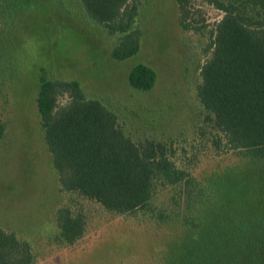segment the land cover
<instances>
[{"label": "rangeland", "instance_id": "374dc122", "mask_svg": "<svg viewBox=\"0 0 264 264\" xmlns=\"http://www.w3.org/2000/svg\"><path fill=\"white\" fill-rule=\"evenodd\" d=\"M138 54L116 61L111 36L78 0H5L0 6V229L28 239L36 264H178L194 232L179 222H156L141 212L114 216L83 202L90 215L84 237L72 246L55 240L57 210L70 201L45 142L37 107L40 70L52 80H76L88 98L114 111L127 136L166 144L190 165L209 201L201 206L202 232L264 212V164L218 154L205 131L198 97L200 68L209 59V29L223 14L197 2L203 33L183 30L175 0H140ZM139 63L154 69L151 91L129 83ZM156 202L158 206L161 200Z\"/></svg>", "mask_w": 264, "mask_h": 264}, {"label": "trees", "instance_id": "16d2710c", "mask_svg": "<svg viewBox=\"0 0 264 264\" xmlns=\"http://www.w3.org/2000/svg\"><path fill=\"white\" fill-rule=\"evenodd\" d=\"M78 1L92 21L119 36L111 51L114 60L138 54L140 0ZM175 1L179 24L186 31L208 30L197 2L223 14L209 29L210 57L200 68L197 91L206 112L202 135L218 154L264 164V0ZM128 79L134 89L151 91L157 73L139 63ZM39 82L41 128L59 183L70 197L57 210L58 244L72 246L84 237L91 221L85 204L90 203L114 216L142 211L160 224L176 221L194 232L178 264H264V212L197 237L203 231L201 206L209 194L190 165L162 142H136L127 136L118 115L100 100L88 98L78 81L52 80L41 69ZM6 131L0 118V148ZM37 260L28 239L0 229V264Z\"/></svg>", "mask_w": 264, "mask_h": 264}]
</instances>
